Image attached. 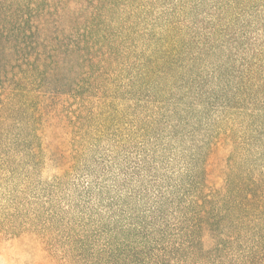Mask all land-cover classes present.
<instances>
[{
    "label": "trees",
    "instance_id": "obj_1",
    "mask_svg": "<svg viewBox=\"0 0 264 264\" xmlns=\"http://www.w3.org/2000/svg\"><path fill=\"white\" fill-rule=\"evenodd\" d=\"M0 149L137 154L123 264H264V0H0Z\"/></svg>",
    "mask_w": 264,
    "mask_h": 264
},
{
    "label": "rangeland",
    "instance_id": "obj_2",
    "mask_svg": "<svg viewBox=\"0 0 264 264\" xmlns=\"http://www.w3.org/2000/svg\"><path fill=\"white\" fill-rule=\"evenodd\" d=\"M2 150L0 264L78 262L81 242L84 264H123L128 197L146 185L145 173L126 180L137 154L113 167L101 162L102 154L92 155L86 171L68 174L50 164L17 170L16 156Z\"/></svg>",
    "mask_w": 264,
    "mask_h": 264
}]
</instances>
